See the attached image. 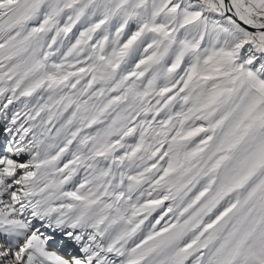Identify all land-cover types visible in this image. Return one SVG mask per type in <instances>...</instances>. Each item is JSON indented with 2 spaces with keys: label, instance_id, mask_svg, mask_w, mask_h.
<instances>
[{
  "label": "snow or ice",
  "instance_id": "snow-or-ice-1",
  "mask_svg": "<svg viewBox=\"0 0 264 264\" xmlns=\"http://www.w3.org/2000/svg\"><path fill=\"white\" fill-rule=\"evenodd\" d=\"M0 264H264V0H0Z\"/></svg>",
  "mask_w": 264,
  "mask_h": 264
}]
</instances>
